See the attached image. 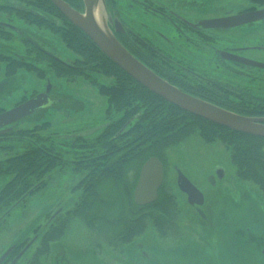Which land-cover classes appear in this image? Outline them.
Wrapping results in <instances>:
<instances>
[{
	"label": "rangeland",
	"instance_id": "obj_1",
	"mask_svg": "<svg viewBox=\"0 0 264 264\" xmlns=\"http://www.w3.org/2000/svg\"><path fill=\"white\" fill-rule=\"evenodd\" d=\"M112 1L113 6L107 4L110 15L113 13V18L117 17L136 34L150 37L148 39H151V34L176 39L178 31L174 30L173 22L177 23L176 18L180 16L188 20H201L217 16L218 13H237L253 5L252 0ZM5 25L11 31V28L18 29L20 33L16 32L17 40L5 41L0 38L1 53L14 57L28 56L21 40L24 39L39 44L63 61L77 59V55L66 47L61 38L50 31L39 30L15 16L9 17ZM238 27L232 31L234 37L250 41L240 42L244 47L264 42V21ZM237 30H243L245 34H239ZM244 52L253 59H257L259 55L264 57V52ZM41 66L46 67L45 64ZM97 78L100 83L111 81L99 75ZM49 84L51 90L48 93V105L18 122L14 128L31 129L49 123L50 127L44 131L43 136L52 137L59 149L69 151L65 159L70 164L53 171L46 178L48 185L45 189L34 195L25 207L13 210L0 230V257L13 245L35 239L36 229L46 224L48 214L54 215L59 211L66 213L75 206L81 194L75 188L83 178V173L73 170L71 162L77 159L62 140L74 135L96 136L105 124L107 98L89 81L82 77L72 80L59 78L51 71L46 78H40L35 72L26 69L9 76L6 74V62H1L0 109L9 111L23 101L25 96L30 98L33 93H45ZM17 152L18 150L15 153ZM12 155L14 153L6 154V151L0 150V161ZM167 156V180L178 201L176 227L181 232H186L185 237L163 241L157 236L155 229L149 226L131 243L113 247L100 242L101 248H95L98 238L81 220L75 218L70 222L65 235L51 245L50 255L41 264H210L206 257H209V253L204 252L207 249L216 251L220 256L213 264H232L233 258L228 249L236 246V241L231 240L235 232L244 233L239 240L244 259L239 264H264L260 251L258 255L262 262H256L251 255V252L264 246V195L252 182L236 177V168L224 144L220 141L207 144L194 134L182 143L170 147ZM219 169L224 171L225 178L219 179ZM179 171L204 195L205 204L200 207V212L177 189L176 177ZM135 177L133 169L128 171L130 186L136 181ZM9 179L10 177L0 179V189ZM110 187L112 184L106 183L102 189L108 192ZM45 229L44 227L39 231V238ZM39 238L18 264L30 261L40 246ZM20 252H13L11 258L15 259Z\"/></svg>",
	"mask_w": 264,
	"mask_h": 264
},
{
	"label": "trees",
	"instance_id": "obj_2",
	"mask_svg": "<svg viewBox=\"0 0 264 264\" xmlns=\"http://www.w3.org/2000/svg\"><path fill=\"white\" fill-rule=\"evenodd\" d=\"M7 1L9 16H15L39 30L44 29L58 35L66 47L77 55V59L65 62L39 44L21 39L28 56H1L0 72L1 62H6V74L9 76L26 69L35 72L40 78H46L50 71L59 78L72 80L83 77L97 87L108 103L105 125L98 135H79L62 140L77 159L71 162L73 170L83 173V178L75 188V191L81 193L80 198L72 210L60 213L46 225L40 236V246L30 259V264H41L50 255L51 245L65 235L70 222L75 218L81 220L96 235L98 242L94 244L95 248H101L100 242L113 247L131 243L149 226L164 236L165 229L174 227L177 215L176 195L171 185L165 179L157 201L141 207L133 200L136 183L131 186L128 184V171L133 169L135 179H138L142 165L150 157L159 158L167 166L168 149L194 134L207 144L216 141L224 144L236 168V177L252 182L264 195V138L216 125L151 92L112 62L50 0ZM64 1L83 12V0ZM106 1L110 7L113 6L112 0ZM257 3L264 5V0H252V4ZM128 33L143 44L137 34L132 31ZM127 34L121 33L117 38L157 75L172 83L164 77L165 74L159 67H155L158 66V61H150ZM10 36L9 32L7 40L11 39ZM98 75L111 81L100 83ZM172 84H177L182 91L191 94L179 83ZM26 99L27 96L23 101ZM220 107L238 114L264 117V106ZM49 127L50 124L45 123L31 129L13 128L4 138H0V150L6 151V154L14 153L0 161V179L10 177L0 189V230L15 208L25 207L34 195L47 187L46 178L53 171L70 164L65 159L69 151L59 149L52 137L43 136ZM106 183L112 184L108 192L102 189ZM51 215L48 214V220ZM41 229L42 226L36 233ZM27 242L28 240L21 243L15 252L20 251Z\"/></svg>",
	"mask_w": 264,
	"mask_h": 264
},
{
	"label": "flooded vegetation",
	"instance_id": "obj_3",
	"mask_svg": "<svg viewBox=\"0 0 264 264\" xmlns=\"http://www.w3.org/2000/svg\"><path fill=\"white\" fill-rule=\"evenodd\" d=\"M7 2V0H0V38L7 41L10 32V40L12 41L13 39L17 40L18 36L5 25V23H8V18L12 17L7 13ZM250 8L252 9H243L237 13H218L217 16L201 20H188L182 16L177 17V23L173 22L174 30L178 31L176 39H168L169 37L163 36L160 38L152 34L151 39H148L150 37L137 34V37H141L143 43L141 44L137 42L136 37L132 34L128 33L126 36L132 38L133 44H136L150 61H158V66L155 67H159L162 73L165 74L164 77L172 83H179L192 95L220 106L262 107L264 106V68L260 65H264V57L259 55L257 59H253L248 57L247 52L244 51L264 52V42L259 41L251 47H244L240 42L249 43L250 41L234 37L233 32L239 27L228 30L205 27L210 20L263 9L264 5L261 6L260 3H257ZM3 15L8 17L2 18ZM237 31L239 34L244 32L243 30ZM134 34L136 35L135 32ZM118 35L120 36L119 33ZM1 56L6 57L8 55L0 52ZM4 136H0V138H4ZM168 167V165L165 166L167 177ZM184 195L187 198V195ZM195 208L200 212L197 206ZM155 231L163 241L179 240L185 237L186 234L177 227L165 229L164 236L160 235L156 229ZM243 235V232H235L231 238V240L236 241V246L228 249L233 258L232 264H239L244 259L243 250L239 247V240ZM252 241L253 238L250 239V242ZM263 249L264 246L257 248L255 252H251L256 262L263 261L264 263ZM259 251L262 261L259 260ZM204 252L209 253V257L208 255L206 257L209 258L208 262L210 264L220 258L216 251L212 252V250L207 249ZM13 260L14 258L9 259L6 264H12ZM27 264H30V262H27Z\"/></svg>",
	"mask_w": 264,
	"mask_h": 264
},
{
	"label": "water",
	"instance_id": "obj_4",
	"mask_svg": "<svg viewBox=\"0 0 264 264\" xmlns=\"http://www.w3.org/2000/svg\"><path fill=\"white\" fill-rule=\"evenodd\" d=\"M50 1L70 22L80 28L112 62L151 92L182 110L216 125L264 138V118L240 115L190 95L157 75L151 68L133 55L115 35L116 33L124 32L125 29L118 19H113L112 14L110 15L106 0H83V13L71 7L64 0ZM96 7H98V9L100 7L101 25L104 28V33L101 32L94 22ZM263 19L264 9H260L210 20L205 27L230 29ZM112 27H114L113 30L111 29ZM11 29L20 33L18 29ZM50 90L51 85L49 84L45 93L37 94L13 109L0 113V136L9 133L11 131L10 126L13 124L48 105V93ZM5 127L7 128L4 129ZM75 137H77V135L68 136L67 139ZM217 175L219 179H222L225 173L222 169H219ZM163 181V163L157 157H150L143 164L140 171L138 183L134 190L135 203L139 206H145L156 201L158 199V191ZM177 183L180 190L187 194L188 202L191 205L202 206L204 204V195L180 171L178 172ZM21 243L22 242L13 245L5 252L0 257V264H2ZM30 245L31 243L19 254L13 264L18 262Z\"/></svg>",
	"mask_w": 264,
	"mask_h": 264
},
{
	"label": "bare ground",
	"instance_id": "obj_5",
	"mask_svg": "<svg viewBox=\"0 0 264 264\" xmlns=\"http://www.w3.org/2000/svg\"><path fill=\"white\" fill-rule=\"evenodd\" d=\"M100 9V7H99ZM98 7H96V11H95V18H94V22L97 24L98 28L101 30V32H105L103 26L101 25V17H100V11H99Z\"/></svg>",
	"mask_w": 264,
	"mask_h": 264
}]
</instances>
